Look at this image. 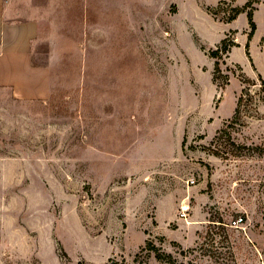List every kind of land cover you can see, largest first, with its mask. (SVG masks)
Instances as JSON below:
<instances>
[{
    "label": "rangeland",
    "instance_id": "1",
    "mask_svg": "<svg viewBox=\"0 0 264 264\" xmlns=\"http://www.w3.org/2000/svg\"><path fill=\"white\" fill-rule=\"evenodd\" d=\"M28 1L54 62L0 89V264H264V0Z\"/></svg>",
    "mask_w": 264,
    "mask_h": 264
},
{
    "label": "crops",
    "instance_id": "2",
    "mask_svg": "<svg viewBox=\"0 0 264 264\" xmlns=\"http://www.w3.org/2000/svg\"><path fill=\"white\" fill-rule=\"evenodd\" d=\"M41 11L28 0H0V89L17 100H45L48 65L40 59ZM53 45V43H52Z\"/></svg>",
    "mask_w": 264,
    "mask_h": 264
},
{
    "label": "trees",
    "instance_id": "3",
    "mask_svg": "<svg viewBox=\"0 0 264 264\" xmlns=\"http://www.w3.org/2000/svg\"><path fill=\"white\" fill-rule=\"evenodd\" d=\"M248 23H249L250 28H251L250 34H249V36H248V41H249V40L251 39V37H252L254 31H255V24H254L253 21H252V16H251V14H248ZM222 43H224V42H222ZM222 45H223V44H222ZM246 47H247V46H246ZM221 48H222V47H221ZM223 51H224V53L228 52V50H226L225 48H224V50H221L220 48H217L216 50L210 52V57L213 58V59H218V58H219V54H220V52L222 53ZM215 72H216L217 74L219 73V64H218L217 61L215 62ZM167 257H169V256H167Z\"/></svg>",
    "mask_w": 264,
    "mask_h": 264
},
{
    "label": "built area",
    "instance_id": "4",
    "mask_svg": "<svg viewBox=\"0 0 264 264\" xmlns=\"http://www.w3.org/2000/svg\"><path fill=\"white\" fill-rule=\"evenodd\" d=\"M186 211L187 210H184V209H181V212H180V216L181 218H185L186 217ZM243 222V219L242 218H238V219H235L231 222L232 226L236 227V226H239L241 223Z\"/></svg>",
    "mask_w": 264,
    "mask_h": 264
}]
</instances>
